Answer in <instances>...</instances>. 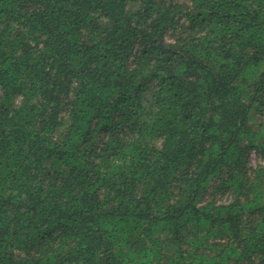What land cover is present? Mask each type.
<instances>
[{"label": "trees", "instance_id": "trees-1", "mask_svg": "<svg viewBox=\"0 0 264 264\" xmlns=\"http://www.w3.org/2000/svg\"><path fill=\"white\" fill-rule=\"evenodd\" d=\"M0 264H264V0H0Z\"/></svg>", "mask_w": 264, "mask_h": 264}, {"label": "rangeland", "instance_id": "rangeland-1", "mask_svg": "<svg viewBox=\"0 0 264 264\" xmlns=\"http://www.w3.org/2000/svg\"><path fill=\"white\" fill-rule=\"evenodd\" d=\"M250 162L255 165L257 163V156L256 154L252 153L250 156Z\"/></svg>", "mask_w": 264, "mask_h": 264}]
</instances>
